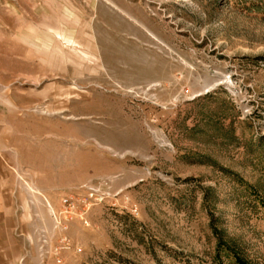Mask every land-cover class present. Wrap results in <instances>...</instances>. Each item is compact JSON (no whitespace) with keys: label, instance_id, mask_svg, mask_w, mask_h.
I'll return each instance as SVG.
<instances>
[{"label":"rangeland","instance_id":"1","mask_svg":"<svg viewBox=\"0 0 264 264\" xmlns=\"http://www.w3.org/2000/svg\"><path fill=\"white\" fill-rule=\"evenodd\" d=\"M240 260L264 264V0H0V264Z\"/></svg>","mask_w":264,"mask_h":264},{"label":"crops","instance_id":"2","mask_svg":"<svg viewBox=\"0 0 264 264\" xmlns=\"http://www.w3.org/2000/svg\"><path fill=\"white\" fill-rule=\"evenodd\" d=\"M51 31V32H50ZM48 34H47V37H46V40H45V45L47 47H50V42H52L55 38L56 39H62L64 41H66V43L68 44H74L75 41L73 40V38L69 35H66L63 31L59 30V29H51Z\"/></svg>","mask_w":264,"mask_h":264},{"label":"trees","instance_id":"3","mask_svg":"<svg viewBox=\"0 0 264 264\" xmlns=\"http://www.w3.org/2000/svg\"><path fill=\"white\" fill-rule=\"evenodd\" d=\"M239 262H240V264H246V263H244V262H243V261H241V260H240Z\"/></svg>","mask_w":264,"mask_h":264}]
</instances>
